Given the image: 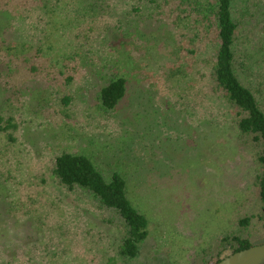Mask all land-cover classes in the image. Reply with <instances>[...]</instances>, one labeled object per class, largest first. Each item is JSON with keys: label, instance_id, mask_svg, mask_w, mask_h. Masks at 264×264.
Wrapping results in <instances>:
<instances>
[{"label": "rangeland", "instance_id": "1", "mask_svg": "<svg viewBox=\"0 0 264 264\" xmlns=\"http://www.w3.org/2000/svg\"><path fill=\"white\" fill-rule=\"evenodd\" d=\"M185 2L0 0V126L14 124L0 130V264H204L222 234L264 239L255 144L213 82L211 30ZM234 5L236 73L264 111V20ZM114 75L127 90L106 111L97 94ZM62 152L124 177L149 220L135 258L119 256L108 210L58 182Z\"/></svg>", "mask_w": 264, "mask_h": 264}, {"label": "trees", "instance_id": "2", "mask_svg": "<svg viewBox=\"0 0 264 264\" xmlns=\"http://www.w3.org/2000/svg\"><path fill=\"white\" fill-rule=\"evenodd\" d=\"M190 1V0H189ZM186 0L182 10L185 17L196 13L197 21L206 24L212 33L213 65L211 76L215 87L223 93L227 102L234 110L236 124L243 136L251 138L255 144L256 161L259 164L257 173V194L261 202V212L257 219L264 226V111L259 105L253 91L245 85L236 73L235 45L240 22L235 13L234 0ZM238 11L241 15H249L248 21L256 20L255 14L264 20V3L262 0H237ZM192 5V6H191ZM71 80V77H67ZM127 90L126 77L114 75L103 84L97 94L98 104L106 111L116 108L125 97ZM65 97L64 101L68 102ZM64 102V103H65ZM11 119L0 130L14 126ZM3 117L0 116V124ZM52 172L58 182L68 189L81 188L87 192L103 209L110 212L106 219L108 223L121 227V245L118 254L123 260L135 258L140 244L149 232V220L136 208L127 196V184L124 177L113 171L109 178L95 166L92 160L81 153L62 152L55 157ZM246 216L238 219L241 227H248L251 218ZM264 239L251 240L247 234L239 235L225 233L218 237L214 252H204L199 257L204 264H215L220 260L224 251H238L253 244L263 243ZM214 258L213 262H209Z\"/></svg>", "mask_w": 264, "mask_h": 264}, {"label": "water", "instance_id": "3", "mask_svg": "<svg viewBox=\"0 0 264 264\" xmlns=\"http://www.w3.org/2000/svg\"><path fill=\"white\" fill-rule=\"evenodd\" d=\"M215 264H264V242L233 251Z\"/></svg>", "mask_w": 264, "mask_h": 264}]
</instances>
